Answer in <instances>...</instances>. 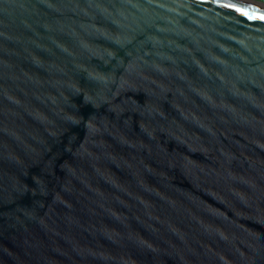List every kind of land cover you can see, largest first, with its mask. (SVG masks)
I'll use <instances>...</instances> for the list:
<instances>
[{
	"label": "water",
	"instance_id": "95a60500",
	"mask_svg": "<svg viewBox=\"0 0 264 264\" xmlns=\"http://www.w3.org/2000/svg\"><path fill=\"white\" fill-rule=\"evenodd\" d=\"M264 0H0V264H264Z\"/></svg>",
	"mask_w": 264,
	"mask_h": 264
},
{
	"label": "snow or ice",
	"instance_id": "6c2138e0",
	"mask_svg": "<svg viewBox=\"0 0 264 264\" xmlns=\"http://www.w3.org/2000/svg\"><path fill=\"white\" fill-rule=\"evenodd\" d=\"M226 7H232L235 9V11L239 12L241 15L248 16L249 18H259L264 20V15H261L259 17H253L249 9L237 7L236 5H225Z\"/></svg>",
	"mask_w": 264,
	"mask_h": 264
}]
</instances>
